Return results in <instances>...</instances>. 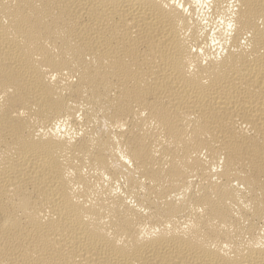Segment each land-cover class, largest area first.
Here are the masks:
<instances>
[{
	"label": "bare ground",
	"instance_id": "bare-ground-1",
	"mask_svg": "<svg viewBox=\"0 0 264 264\" xmlns=\"http://www.w3.org/2000/svg\"><path fill=\"white\" fill-rule=\"evenodd\" d=\"M0 264H264V0H0Z\"/></svg>",
	"mask_w": 264,
	"mask_h": 264
}]
</instances>
